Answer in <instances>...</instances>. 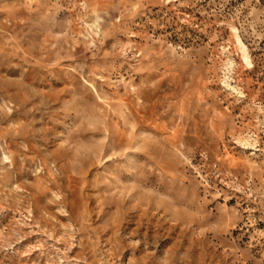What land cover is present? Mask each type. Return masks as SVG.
Instances as JSON below:
<instances>
[{"label":"rangeland","instance_id":"obj_1","mask_svg":"<svg viewBox=\"0 0 264 264\" xmlns=\"http://www.w3.org/2000/svg\"><path fill=\"white\" fill-rule=\"evenodd\" d=\"M0 264H264V0H0Z\"/></svg>","mask_w":264,"mask_h":264}]
</instances>
